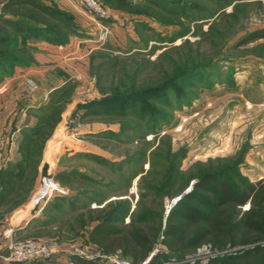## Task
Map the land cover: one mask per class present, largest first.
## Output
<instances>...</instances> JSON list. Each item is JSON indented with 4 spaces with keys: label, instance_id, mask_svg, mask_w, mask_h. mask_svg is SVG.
Returning <instances> with one entry per match:
<instances>
[{
    "label": "rangeland",
    "instance_id": "rangeland-1",
    "mask_svg": "<svg viewBox=\"0 0 264 264\" xmlns=\"http://www.w3.org/2000/svg\"><path fill=\"white\" fill-rule=\"evenodd\" d=\"M99 1L104 4L102 0ZM131 2L136 11L104 5L115 12L149 18L153 25V32L150 33L154 34L156 41L152 44L148 42L146 46L140 43L142 47L133 51L125 50L112 36L108 23H105L109 32L100 46L99 31L94 50L104 51L108 48L118 57V64L111 66L109 71H115L119 65L126 66L138 61L139 75L136 83L143 82L148 77L153 80L159 74L155 60L168 48L169 57L164 62L177 67V70L189 68L194 63L203 65L202 79L194 80L191 98L187 103L178 105L170 95L171 104L164 107L167 118L144 136V159L142 164H133L132 170L140 167L138 174L133 177L131 169H126L125 165L120 170L116 167L111 170L107 165L99 166L76 152L71 154L74 146L82 148L84 144L96 145L107 153L105 155L108 159L119 163L126 154L132 155L138 145L134 141L127 142V137L124 138L125 141H118L113 137H93L92 134L95 133L87 134L79 129L78 116L74 114L77 107L101 94L96 88L89 64L85 78L76 73L75 78L52 92L53 98L52 94H48V98L42 100L38 107L31 109L34 123L36 116L47 114L52 109L60 110L59 120L51 131H43L45 138L41 141L39 137L33 145L31 156L23 159V167L16 176L10 177L8 172L18 171L17 161L4 160L5 166L0 173V240L5 238L4 231L8 229L2 226L5 223L2 218L7 216L8 210L22 201L25 205L33 204L32 198L40 177L46 173L56 175L58 170L49 169V162L54 152L59 151L60 157L58 156L55 167L76 169L89 179H75L63 186L68 190L66 197H71L67 199L68 202L72 203L67 202L68 206L60 214L52 207L46 211V204L41 212V224H28L24 230L13 231L14 241L30 238L65 246L83 241L111 255L110 257L123 259L129 264H152V257L163 251H168L169 256H161L153 264H210L213 259L222 255L239 254L256 244L264 247V236L256 241L250 239L241 243L243 236L238 235L237 242L231 243L229 235L215 231L208 234L194 250L184 251L179 256L180 242H170L162 234L167 214L181 195L193 187L198 173L209 168H228L232 162L239 161L232 174L240 173L253 183L264 178L254 177V174L264 173V66L258 67L252 62H264V37L249 38L245 42L242 40L247 33L259 26L264 30V0H160L159 5L147 0ZM65 11L74 20L73 14ZM88 21L92 23L90 19ZM179 33L185 34L170 42ZM142 37L150 38L147 34ZM38 41L39 39H33L30 43ZM173 47L181 49L176 51ZM141 62L146 63L139 66ZM122 77L125 85H130V77ZM207 82L210 84L207 85ZM110 123L117 125L116 128L119 129L118 122ZM168 144L171 155H165ZM18 150L20 151V146ZM18 150L15 152L16 156ZM181 153L183 156L179 157ZM209 159L212 162L206 164ZM177 160V177L170 180L171 173L166 169ZM21 161L22 158L18 162ZM199 162L201 164H196ZM149 170L151 174L148 177L139 179ZM155 176H158L157 180ZM167 176L166 183L162 185ZM143 192H146L145 197L140 195ZM74 194L77 196H73ZM118 199L128 201V214L116 223L126 241L123 239L120 248L114 252H106L90 240L89 233L98 220L97 210L106 207V202ZM248 207L249 204H246L242 209ZM218 210L219 208L216 209L217 212ZM142 212L147 213V217L139 220L137 215ZM134 218L136 223L132 220ZM248 236L253 234L249 233L246 237ZM142 254L144 255L141 257ZM8 257L9 250L1 246L0 264H20L7 259ZM77 259L80 258L72 257L69 264H79Z\"/></svg>",
    "mask_w": 264,
    "mask_h": 264
},
{
    "label": "trees",
    "instance_id": "trees-1",
    "mask_svg": "<svg viewBox=\"0 0 264 264\" xmlns=\"http://www.w3.org/2000/svg\"><path fill=\"white\" fill-rule=\"evenodd\" d=\"M102 1L106 5L110 4L116 8L134 9L131 0ZM147 1L155 5L160 3V0ZM11 4L18 7L10 8ZM10 10L16 14V19L11 20L4 16L6 11ZM134 10L136 11V9ZM146 26L144 24V27ZM77 33L78 26L71 15L55 4L46 5L41 0H9L6 3L3 2L0 12V58L6 60L10 57H14V60L19 57L26 58V46L30 40L39 39L62 45L68 41L71 35ZM184 34L175 35L173 39H170V42ZM151 35L152 40L156 41L153 37L154 34L151 33ZM254 37H264V30L258 29L247 33V36L242 40L245 42ZM143 44L144 46L147 45L145 40H143ZM173 48L176 51L181 49L180 47ZM169 53L168 48H166L155 60L159 71L156 78L151 80L148 77L140 83H136L139 75L138 61L131 62L126 66L119 65L115 71H109L111 66L118 64V57L113 55L111 49L105 48L104 51L96 49L89 54V68L92 69L96 88L101 94L99 97L77 107L74 113L78 116L77 122L89 123L96 120L105 123L118 122L119 129L117 131L106 129L92 134L93 137H113L118 141H122V139L125 141L124 138L127 137V142L132 143L134 141L138 145L132 155L126 154V157L119 163L92 152L78 151L76 152L77 155L83 156L86 160H91L99 166L107 165L111 170L115 167L120 170L125 165L126 169H131V177L138 174L140 167H135L133 170L132 168L133 164L137 165L143 162L145 155L143 144H146L144 136L150 132L151 128H155L161 120L167 118V111L164 107L170 106V95L173 96L178 105L187 103L191 98L194 80L202 79L201 67L203 65L194 63L189 68L184 69L182 67V69L177 70V67L164 62L169 57ZM142 61L147 60L142 59ZM145 63L141 62L139 66H143ZM123 75L130 77V85H125ZM209 84L207 82V85ZM53 95L51 98L54 97ZM59 112V109L56 111L52 109L47 114L36 116L35 123L22 132L20 141L22 161L17 162L18 171L10 170L8 172L10 177L16 176L21 171L23 159H29L33 145L39 137L43 141L46 135L43 136V131L46 129L51 131L59 120ZM136 139L138 140L135 141ZM167 154L171 155L170 146L165 155ZM174 154L175 152L172 153V155ZM181 156L183 153L179 157ZM211 162L212 159H209L205 163L210 164ZM238 162H232L228 168H209L198 173L193 187L181 195L176 205L167 214L162 234L170 242L172 240L180 242L181 253L179 256H182L184 251L194 250L205 240L208 234L215 231L229 235L228 239L231 243L237 242L238 235L243 236L240 239L241 243L250 239L256 241V239L264 236V178L253 183L240 173L232 174V170L235 169L234 166ZM178 164L177 160L172 166L167 167L166 170L171 173L170 180L177 177L175 175L178 174ZM196 164H201V162ZM149 173L151 174V170L139 179H145ZM155 177L157 180L158 176ZM54 178L62 186H67L68 182L75 179H89L86 174L69 167H65L56 173ZM167 179L168 176L162 185L166 183ZM145 194L146 192L140 193L142 197H145ZM66 196L55 195L52 197L47 202L46 211L52 207L55 212L60 214L67 205V199L71 198ZM73 196L77 195L74 194ZM127 202L120 199L111 200L105 203L106 207L97 210L98 220L94 222L89 238L106 252H114L120 248L123 239L126 241L116 223L123 220L128 214ZM246 204H249V207L242 209ZM217 208H219L218 212L216 211ZM146 217L147 213L145 212L137 215L139 220H144ZM132 220L136 223L135 218ZM249 233H252L254 237H246ZM166 245L171 249L168 241H166ZM126 253L128 252L126 251ZM134 256L138 258L137 255L134 254ZM161 256L167 258L169 256L168 251H163L160 255L155 254L151 260L152 264L162 258ZM77 261L79 264H94L82 259H77ZM210 264H264V247L256 244L245 248L239 254L222 255L218 259H213Z\"/></svg>",
    "mask_w": 264,
    "mask_h": 264
},
{
    "label": "crops",
    "instance_id": "crops-1",
    "mask_svg": "<svg viewBox=\"0 0 264 264\" xmlns=\"http://www.w3.org/2000/svg\"><path fill=\"white\" fill-rule=\"evenodd\" d=\"M0 1L6 3L9 0ZM41 1L46 5L55 4L60 9L70 11L78 26V33L71 35L68 41L62 45L43 40L34 44L29 43L26 46V58L19 57L17 60H14V57H8L7 60L0 58V141L3 144L2 155L7 162L13 160L18 162L22 158L18 147L22 139V132L34 124V116L31 112L33 110L31 109L38 107L42 100L48 98V94H52L66 82L75 78L76 73L83 78L88 75L89 54L96 48L94 43L100 31L93 20L77 6L76 0ZM13 7L17 8L18 6L11 4L10 8ZM11 10L6 11L4 16L14 20L17 16ZM110 10L113 14L107 23L113 33L112 36L116 38L121 48L133 51L140 46V43H143V40L147 45L148 42L151 44L154 42L150 33L153 32V25L149 18L129 15L120 11L115 12L111 8ZM89 19L92 23H89ZM144 24L147 26L144 27ZM258 29H261V26L253 31ZM143 34H147L150 38L144 39ZM252 62L258 67L264 66L262 61ZM79 127L87 134L106 129L112 131L118 129L117 125L104 122L80 123ZM16 150H18L17 156L15 155ZM78 151L92 152L107 158L105 155L107 153L101 151L96 145L84 144L82 148L74 146L71 154ZM58 156L60 157L59 151L54 152L49 162V169L58 170L57 173L65 168V166L55 167ZM14 157L16 158L13 159ZM262 176L264 173L254 174L255 178ZM22 202L16 203L8 210L7 216L2 218L5 222L2 226L18 231L24 230L28 224L40 223L43 217L41 212L47 203L41 210H38L32 203L25 205Z\"/></svg>",
    "mask_w": 264,
    "mask_h": 264
},
{
    "label": "built area",
    "instance_id": "built-area-1",
    "mask_svg": "<svg viewBox=\"0 0 264 264\" xmlns=\"http://www.w3.org/2000/svg\"><path fill=\"white\" fill-rule=\"evenodd\" d=\"M76 4L95 22L101 31L99 35L101 46L109 32L108 26L105 23L112 18L113 12L99 0H76ZM2 5L3 2L0 1V12ZM2 153L3 144L0 141V171L4 166ZM67 191L51 173H46L39 179L38 188L32 198L33 205L35 209L41 210L52 197L55 195H66ZM12 233V228L4 231L5 238L1 241L0 247L3 246L9 250V257L7 259L20 264H69L70 259L74 256L87 262H93L94 264H129L128 261L123 259L110 257L111 255L99 251L95 246L87 242L82 241L81 243L77 242L70 246H65L55 242L30 238L14 241Z\"/></svg>",
    "mask_w": 264,
    "mask_h": 264
}]
</instances>
